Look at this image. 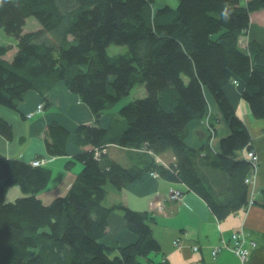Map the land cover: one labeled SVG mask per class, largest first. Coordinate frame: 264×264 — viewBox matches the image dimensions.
<instances>
[{"label":"trees","instance_id":"trees-1","mask_svg":"<svg viewBox=\"0 0 264 264\" xmlns=\"http://www.w3.org/2000/svg\"><path fill=\"white\" fill-rule=\"evenodd\" d=\"M155 3L0 0V28L17 40L10 60L4 55L13 45L0 44V104L18 109L29 90L44 96L63 81L99 117L137 84L146 88L145 96L121 106L109 127L81 123L75 128L73 143L80 150L74 158L82 168L66 193L48 197V203L37 194L52 170L0 153V264H165L151 255L161 249L150 226L154 216L105 203L107 184L121 190L153 170L195 191L219 219L247 206L250 163L237 152L253 148V137L224 88L234 79L242 81V96L253 115L264 118V30L240 44L251 12L264 8V0L246 5L241 0H179L174 8H154ZM28 17L41 27L25 31ZM112 43L126 44L128 50L111 55ZM208 94L229 130L217 152L209 142L199 150L185 142L189 122L209 112ZM0 134L14 137L12 124L2 116ZM71 138L64 124L51 121L46 152L67 155ZM107 143L143 148L152 159L122 164L103 151ZM169 149L176 160L166 167L155 156ZM211 181L225 184L216 189ZM13 185L25 195L7 202ZM113 210L122 212L138 236L135 241L116 247L103 242Z\"/></svg>","mask_w":264,"mask_h":264},{"label":"crops","instance_id":"crops-1","mask_svg":"<svg viewBox=\"0 0 264 264\" xmlns=\"http://www.w3.org/2000/svg\"><path fill=\"white\" fill-rule=\"evenodd\" d=\"M247 1L241 0V4L246 5ZM178 2L179 0H173V2L158 0L154 8L164 5L174 8ZM250 15L251 26L241 36L247 41L251 36L259 37L260 30H264V8L254 10ZM30 21L34 24L33 27H29ZM40 27V23L34 17H28L24 30H36ZM8 37V44L13 45V48L9 51L13 57L17 51V40L12 36ZM8 53L4 55L7 59ZM139 89L142 91V95H139L138 91L137 96H145L143 86ZM224 89L228 98L234 104L237 113L242 116L247 125L253 137V148L259 154L257 175L255 181L248 187V204L245 208L219 219L211 211L207 202L195 191H188L184 183L156 177L150 172H146L141 179L128 183L121 190H108L105 199L107 205L122 203L136 210H148L154 216L155 220L150 222V226L161 249L151 253V255L155 260L165 264H264V118H257L253 115L249 103L242 96L244 90L242 81L237 84L230 82ZM207 96L209 112L204 117L189 122V132L185 142L198 150L202 145L209 142L213 150L217 152L220 150V139L229 133V130L217 103L210 94ZM38 103H42L41 108L37 106ZM120 108L121 106L116 107L114 105L112 108L105 109L103 114L97 117L78 94L70 91L63 81H58L44 96L35 89H31L25 94L18 107V110L25 114L24 116L21 113L23 119H19L14 112L6 106H1V104L0 116L10 120L14 125L16 123L18 126L17 132L22 131H20L22 125L27 132V136L31 132L35 133L32 138L37 140L39 145L38 155L45 154L47 156L44 165L52 170V178L55 179L60 174L62 180H67L63 188L66 192L74 181L76 173L82 168V163L74 158V154L80 150L73 143L75 128L81 123L109 127L112 122L111 115L117 116ZM26 112L30 113L27 115ZM53 120L61 122L72 132L67 155H49L43 147L48 124ZM13 132L14 137L8 142L0 134V153L7 152L5 154L10 157H20L27 161L37 156V153H35L36 155L32 153L33 151L30 148L33 143H30L27 149H19L16 130L14 129ZM21 136L25 135L21 133L19 137L21 138ZM13 143L16 146L12 145L11 148L10 144ZM107 147L110 157L125 165L139 162L146 163L152 159V155L150 157L148 154L130 146L107 143ZM247 151L248 148H242L237 152V156L245 158L247 157ZM203 154L204 152H201V155ZM155 159L157 162L169 167L175 162L176 157L174 152L169 149L160 155H156ZM201 162H204V160ZM204 164L210 166L206 161ZM211 183L216 189L225 184V182L220 184L213 181ZM58 184L54 183L53 185L57 188ZM171 189L183 190L184 192L179 198H171ZM16 191L14 190V192ZM22 193L20 191V194ZM239 230H243L245 234L244 247L248 250L246 260H243L228 247H221L216 254L213 253L214 248L223 239L231 241L233 233ZM137 237L128 228L122 212L113 210L108 218L107 233L103 238V242L116 247L133 242ZM178 239H180V244L176 245L175 241ZM255 242L256 245H254Z\"/></svg>","mask_w":264,"mask_h":264},{"label":"rangeland","instance_id":"rangeland-1","mask_svg":"<svg viewBox=\"0 0 264 264\" xmlns=\"http://www.w3.org/2000/svg\"><path fill=\"white\" fill-rule=\"evenodd\" d=\"M170 2H173V0H169ZM156 3H158V0L156 1ZM34 26V24L33 23H31V21H30V23H29V27H33ZM44 35V37H52V35L51 34H49V33H45V34H43ZM8 36H10V35H8L7 33H6V31L4 30V28H0V44H8ZM246 42V40L244 39V38H241L240 39V44H244ZM242 46V45H241ZM243 48H245L244 46H242ZM107 50H108V53L109 54H116V53H124V52H126L127 50H128V45H126V44H115V43H112V44H110L109 46H108V48H107ZM11 57H12V54H10V52L8 53V59H11ZM141 86H143V88H144V91H145V93H146V88H145V85L143 84V85H141V84H137L136 85V87L128 94V95H126L125 97H123L119 102H117L116 104H115V106L116 107H119V106H123V105H125V104H127V103H129V102H131L132 100H134L135 98H137V97H139V96H137L138 95V91H139V95H142V91L139 89ZM39 104H42V103H38L37 104V106L39 105ZM1 106H5V105H2L1 104ZM7 107V106H6ZM113 106H111V107H109V108H112ZM9 110H11L12 112H14L17 116H18V118L19 119H23V118H21V113L25 116V114L23 113V112H21L20 110H18V109H12V108H10V107H7ZM38 109V108H37ZM104 111V110H103ZM31 112V111H30ZM30 112H26V114L28 115ZM4 118V117H3ZM5 119V118H4ZM113 119V116L111 115V120ZM7 121H9L11 124H12V126H13V131H14V129L16 130V136H17V138H18V142H19V144H18V146H19V149H27L28 148V145L30 144V143H33L31 146H30V148H31V150L33 151L32 153H37V156H34L32 159H31V162L33 163V159H40L41 160V162L39 163V164H45V162H46V158L45 157H47V156H45V154H41V156H39L38 155V151H39V145H38V143H37V140H35V139H33L32 137L33 136H35V133H32L31 132V134H29L28 136H27V132H26V130H25V128L21 125V127H20V131L21 132H17V129H18V126L16 125V123H15V125L10 121V120H8V119H6ZM22 133V135H25V136H21V138L19 137V135ZM24 133H26V134H24ZM5 138V137H4ZM22 138H24L23 140H22ZM35 138V137H34ZM5 140H6V142H8V139H6L5 138ZM33 140V141H32ZM8 144V143H7ZM6 144V145H7ZM37 144V145H36ZM43 144V143H42ZM16 146V144L15 143H13V144H10V146H11V148L13 147V146ZM9 147V146H8ZM8 147H7V149H8ZM43 147H45V142H44V145H43ZM108 148V147H107ZM107 148H106V150H107ZM46 149V148H45ZM141 151H143V152H146V150L145 149H143V148H141L140 149ZM7 151V150H6ZM5 153H7V152H5ZM5 153H3V155H6ZM25 155V154H24ZM36 155V154H35ZM259 155V154H258ZM6 156H8V155H6ZM10 157V156H9ZM20 158V157H19ZM38 165V164H37ZM257 170H258V167H257ZM66 181L67 180H65V179H61L60 178V174L54 179V178H51V180L49 181V183H48V185L45 187V188H43L41 191H39L38 192V196L41 198V199H43L44 201H46V203H48L47 201H51L50 199H48V197H53V196H55V195H60V194H62V195H64L66 192H65V190H63V188L65 187V183H66ZM54 183H59L58 184V186H57V188L56 187H54L55 185H53ZM16 188V189H15ZM106 188L109 190V189H115L114 187H112L110 184H107L106 185ZM14 190H17L16 192H14ZM20 191H22V189H21V187L19 186V185H13V186H9L8 187V191H7V194L5 195L6 196V198H5V201H7V202H12V201H14L17 197H19V196H22V195H25V193L23 192L22 194H20ZM56 191H62V192H56ZM19 192V193H18ZM18 193V194H17ZM58 193V194H57ZM52 199H54V198H52ZM42 200V201H43Z\"/></svg>","mask_w":264,"mask_h":264},{"label":"built area","instance_id":"built-area-1","mask_svg":"<svg viewBox=\"0 0 264 264\" xmlns=\"http://www.w3.org/2000/svg\"><path fill=\"white\" fill-rule=\"evenodd\" d=\"M235 84L238 83V79H234L233 81ZM39 108L42 107V104L38 105ZM247 159L250 163V170L248 174L245 176V182L249 185H251L256 178L257 175V167L259 165V155L257 151L254 148H250L247 151ZM41 162L40 159H33V164L37 165ZM151 174H154V172H151ZM171 198H179L181 196V192L176 189H171ZM244 231L239 230L233 233L231 241L222 240L221 243L218 244L213 250V253L216 254L221 247H228L231 248L237 255H239L243 260H246L248 258V250L244 247ZM176 245L180 244V239L175 241ZM256 245V242L254 243ZM196 248V246H195Z\"/></svg>","mask_w":264,"mask_h":264},{"label":"bare ground","instance_id":"bare-ground-1","mask_svg":"<svg viewBox=\"0 0 264 264\" xmlns=\"http://www.w3.org/2000/svg\"><path fill=\"white\" fill-rule=\"evenodd\" d=\"M103 151H106V148H104ZM151 172H154V174H153L154 176L159 177V172L157 170L150 171V173Z\"/></svg>","mask_w":264,"mask_h":264},{"label":"water","instance_id":"water-1","mask_svg":"<svg viewBox=\"0 0 264 264\" xmlns=\"http://www.w3.org/2000/svg\"><path fill=\"white\" fill-rule=\"evenodd\" d=\"M100 114H98V116H99Z\"/></svg>","mask_w":264,"mask_h":264}]
</instances>
